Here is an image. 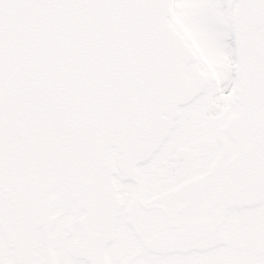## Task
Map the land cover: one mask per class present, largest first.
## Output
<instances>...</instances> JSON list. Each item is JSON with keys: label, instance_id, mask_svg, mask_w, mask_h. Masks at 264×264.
<instances>
[{"label": "snow or ice", "instance_id": "snow-or-ice-1", "mask_svg": "<svg viewBox=\"0 0 264 264\" xmlns=\"http://www.w3.org/2000/svg\"><path fill=\"white\" fill-rule=\"evenodd\" d=\"M0 264H264V0H0Z\"/></svg>", "mask_w": 264, "mask_h": 264}]
</instances>
